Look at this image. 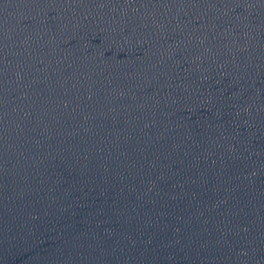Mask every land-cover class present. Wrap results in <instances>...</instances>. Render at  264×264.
<instances>
[{"label":"water","instance_id":"obj_1","mask_svg":"<svg viewBox=\"0 0 264 264\" xmlns=\"http://www.w3.org/2000/svg\"><path fill=\"white\" fill-rule=\"evenodd\" d=\"M0 264H168L81 171L1 62Z\"/></svg>","mask_w":264,"mask_h":264}]
</instances>
